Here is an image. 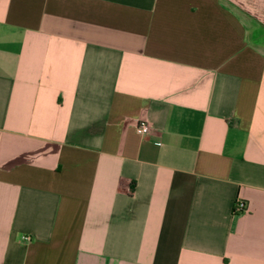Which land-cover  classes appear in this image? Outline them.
I'll use <instances>...</instances> for the list:
<instances>
[{"label":"crops","instance_id":"1","mask_svg":"<svg viewBox=\"0 0 264 264\" xmlns=\"http://www.w3.org/2000/svg\"><path fill=\"white\" fill-rule=\"evenodd\" d=\"M0 264H264V0H0Z\"/></svg>","mask_w":264,"mask_h":264},{"label":"built area","instance_id":"2","mask_svg":"<svg viewBox=\"0 0 264 264\" xmlns=\"http://www.w3.org/2000/svg\"><path fill=\"white\" fill-rule=\"evenodd\" d=\"M149 129H150L149 124L143 119H140L136 124V131L139 134H142V135L146 134L149 132ZM245 211H247V203L240 198L236 199L234 206H233V213L237 214V213H242ZM22 238L26 241L29 240V236H26V235H24Z\"/></svg>","mask_w":264,"mask_h":264}]
</instances>
